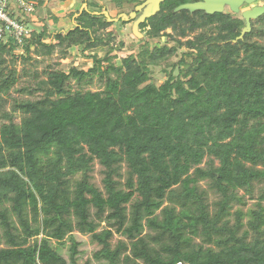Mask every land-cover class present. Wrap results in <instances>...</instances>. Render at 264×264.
I'll return each mask as SVG.
<instances>
[{
	"label": "trees",
	"instance_id": "16d2710c",
	"mask_svg": "<svg viewBox=\"0 0 264 264\" xmlns=\"http://www.w3.org/2000/svg\"><path fill=\"white\" fill-rule=\"evenodd\" d=\"M77 21L51 35L42 22L21 55L12 40L0 44V264H76L74 231L90 234L101 247L94 259L107 264H264V188L254 209L231 212L264 184V44L247 41L251 32L233 43L240 25L208 16L215 36L142 47L118 66L86 56L89 69L51 72L37 85L41 98L13 99L5 111L2 96L16 83L8 65L31 49L114 50L113 37L98 33L107 23L86 13ZM158 31L149 38L160 39ZM182 47L191 61L163 68L156 85L152 68ZM93 77L102 89L71 90L70 81L92 85ZM95 163L103 192L91 182ZM123 166L126 191L116 189ZM204 181L219 195L213 209ZM114 234L127 242L112 246ZM66 237L68 262L50 244Z\"/></svg>",
	"mask_w": 264,
	"mask_h": 264
},
{
	"label": "rangeland",
	"instance_id": "374dc122",
	"mask_svg": "<svg viewBox=\"0 0 264 264\" xmlns=\"http://www.w3.org/2000/svg\"><path fill=\"white\" fill-rule=\"evenodd\" d=\"M31 2L35 8L38 5H41L40 3L44 2L43 6H38L39 9L38 15L29 14L26 15V23L27 27L34 28L36 31L42 29L43 23L47 25L48 34L51 35L54 32H61V31H67L71 25V19L70 14L68 13L71 11V8L74 10L77 7V4L75 6H72V4L61 2V0H28ZM49 10V12H47ZM42 18H45L42 20ZM17 19H20L17 17ZM31 19H36L35 21H32ZM262 19V17H261ZM31 20V21H29ZM43 22V23H42ZM262 28L264 29V22L258 21L254 22L252 24V30L251 35L248 37L249 42H258L264 44V39H261L258 37V35L261 33ZM211 35L215 36L216 31L206 29L203 30V32L197 31L196 33H193L192 35H187L186 37H179L177 34L171 35L169 38L165 40V42H161L159 38H154L153 40H150L149 43H147L150 48L153 47H161L163 45H166L168 47L172 46L175 42V40H180L182 42L186 40H195L196 37L199 35ZM114 41L111 42L110 45L114 46V50L107 55V46L98 47L93 52H81V47L76 46L72 47L69 50H67V54L63 55V53L60 51V48H55L53 53L49 56H38L33 52V49L29 52V54L23 55L22 58L15 59L14 62L9 63V69L14 70L15 72V78L16 83L14 87L8 92L7 95L2 96L3 100H5L4 110L10 111L11 109V103L13 99L15 100H22V99H31L36 100L38 98H41L42 93L36 91L37 85L40 81L46 80L48 77V74L54 71H68L71 67H75L79 70H87L92 66V59L87 58L88 56H97L98 59L103 60V65L105 66L107 64L106 60L111 59V61L115 65H120L121 60L131 54H136L138 49L141 47L142 43L139 45L137 39L129 35L128 31L125 30L123 35H115L113 37ZM151 39V38H149ZM48 41V40H47ZM122 44V47L119 49V45ZM143 46V45H142ZM188 50L185 47H182L178 49L177 55L172 57L170 60L162 63L159 66H154L152 68V81L156 85H160L165 79L166 74L163 71V68H166L170 70L171 64H175L182 58L186 62H190L191 58L186 55V52ZM87 56V57H86ZM65 57V59H64ZM10 61V57L8 58ZM70 86L72 91L80 90L82 92L84 91H97L102 89L103 84L99 83L96 77H93L92 79V85H87L84 82L81 84H76L73 81H70ZM29 92H33L32 95H29ZM20 117L19 114L15 115V122H19ZM1 123V121H0ZM206 159L204 160L205 163ZM102 168L95 163L94 164V171L92 173V180L91 182L100 190L103 192V186L101 184L102 174H101ZM122 178L118 179V184L116 185L117 190L126 191L124 187V182L127 178V169L125 166L122 167L121 170ZM80 179L79 175H76L72 178V183L74 181H77ZM200 187L202 190L206 191L207 195V202L210 205V208L213 209V204L219 199V195L214 193L213 191L209 190L207 182H201ZM264 188V184H255L253 186V194L251 198L249 196H245L244 198V205H237L235 204L231 212H234L235 210H241L243 213H246L248 210L254 209L257 203V198L260 195V190ZM239 195H243L242 191L238 192ZM136 200V198L134 199ZM262 205L264 206V201H262ZM129 208V207H128ZM129 212V209H128ZM91 213L93 215L94 209H91ZM231 223L233 222V218H230ZM247 222V218L243 219V223L245 224ZM105 224L101 223L99 229L97 230V233L100 234L104 230ZM245 229V228H244ZM72 236L74 237L75 241L79 243L78 246V254L75 257V263L76 264H107L105 261H96L94 259V254L101 249L100 246H98L96 243H94L91 240L90 234L80 233L77 231H74L72 233ZM42 236L38 237H32L29 245H33L35 241H39ZM118 241H125L127 240L120 236L119 234H114L113 239L111 240L112 246H114ZM197 244H200L198 240H195ZM51 247L58 252V254L63 257L67 262L70 259V252L69 248L71 246L70 241L66 237L64 239L63 244H59L56 241L52 240L50 242ZM204 249L206 246L203 247Z\"/></svg>",
	"mask_w": 264,
	"mask_h": 264
},
{
	"label": "flooded vegetation",
	"instance_id": "af4514ba",
	"mask_svg": "<svg viewBox=\"0 0 264 264\" xmlns=\"http://www.w3.org/2000/svg\"><path fill=\"white\" fill-rule=\"evenodd\" d=\"M238 1L232 0V2ZM241 1L242 4L238 6L237 12H234L229 5L224 4L222 12L207 14L202 10L192 12L187 9L179 10L180 7L185 5L205 3L204 0H61V2L72 4V6L77 4L74 10L71 8V11L68 12L71 13L70 19L72 22L68 30L76 28L78 26L77 19L83 13H86L92 18L108 24L98 32L103 37L123 35L125 30L128 31L129 35L137 39L139 45L141 43L143 45L137 52L142 47H148L149 50L162 47L155 46L150 48L147 44L150 40H153L149 39V37L157 29H159L158 35L161 42H165L171 35L179 34L182 30L184 31L183 37L192 35L197 31L203 32L206 29L214 30L217 33V23L203 22V20H207L208 16L216 14H222L230 23L236 22L239 24L240 35L245 27L243 14L264 4L263 0H255L251 4L246 3L245 0ZM117 19L118 21H115ZM258 21L264 22V15L250 20V32L252 24ZM243 38L240 40H243ZM237 41L234 40L233 43Z\"/></svg>",
	"mask_w": 264,
	"mask_h": 264
},
{
	"label": "built area",
	"instance_id": "2783aa9c",
	"mask_svg": "<svg viewBox=\"0 0 264 264\" xmlns=\"http://www.w3.org/2000/svg\"><path fill=\"white\" fill-rule=\"evenodd\" d=\"M34 13L38 15L35 6L28 0H0V44L12 40L15 55L23 54L25 39L34 31V28L25 25V16Z\"/></svg>",
	"mask_w": 264,
	"mask_h": 264
},
{
	"label": "water",
	"instance_id": "95a60500",
	"mask_svg": "<svg viewBox=\"0 0 264 264\" xmlns=\"http://www.w3.org/2000/svg\"><path fill=\"white\" fill-rule=\"evenodd\" d=\"M205 3L202 4H194V5H185L179 8V10L187 9L189 11H195V10H202L205 11L207 14H214V13H220L223 10V5L227 4L230 6V8L234 11H238V6L242 4V1L239 0L238 2H232V0H204ZM246 3L251 4L255 0H245ZM264 1V0H263ZM264 15V4L260 7H255L251 9L250 11H246L243 14L245 27L242 29L239 37L236 38L237 40H240L243 38V36L246 33L250 32V20L257 19L258 17ZM125 20V19H123ZM112 21V20H111ZM115 21H118L115 20ZM110 22V21H109Z\"/></svg>",
	"mask_w": 264,
	"mask_h": 264
}]
</instances>
